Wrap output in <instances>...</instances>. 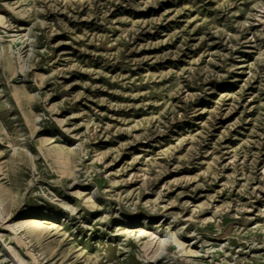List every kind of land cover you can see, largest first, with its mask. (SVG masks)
I'll return each mask as SVG.
<instances>
[{
	"label": "rangeland",
	"instance_id": "1",
	"mask_svg": "<svg viewBox=\"0 0 264 264\" xmlns=\"http://www.w3.org/2000/svg\"><path fill=\"white\" fill-rule=\"evenodd\" d=\"M263 6L0 0V264H264Z\"/></svg>",
	"mask_w": 264,
	"mask_h": 264
},
{
	"label": "bare ground",
	"instance_id": "2",
	"mask_svg": "<svg viewBox=\"0 0 264 264\" xmlns=\"http://www.w3.org/2000/svg\"><path fill=\"white\" fill-rule=\"evenodd\" d=\"M262 9H263V11H264V6H263V8H262ZM176 242H177V240H176ZM177 244H180V245H181V243H180V242H179V243L177 242Z\"/></svg>",
	"mask_w": 264,
	"mask_h": 264
}]
</instances>
